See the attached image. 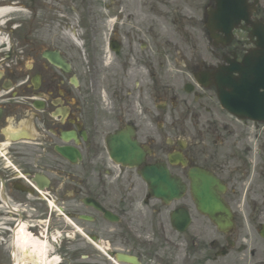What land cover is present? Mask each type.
Wrapping results in <instances>:
<instances>
[{"label": "flooded vegetation", "instance_id": "af4514ba", "mask_svg": "<svg viewBox=\"0 0 264 264\" xmlns=\"http://www.w3.org/2000/svg\"><path fill=\"white\" fill-rule=\"evenodd\" d=\"M67 1L77 19L0 57V264H264V121L213 85L264 43V0Z\"/></svg>", "mask_w": 264, "mask_h": 264}, {"label": "water", "instance_id": "95a60500", "mask_svg": "<svg viewBox=\"0 0 264 264\" xmlns=\"http://www.w3.org/2000/svg\"><path fill=\"white\" fill-rule=\"evenodd\" d=\"M260 57H254L250 55L244 58L242 65L239 67L231 68L228 74L238 73L239 78L234 79L230 76L228 79H223L220 84L217 85V95L224 109L236 112L237 109H264V50L263 47L260 50ZM262 55V56H261ZM254 57V58H253ZM58 63L57 59L52 60ZM263 92H260V90ZM242 116H250L246 110L238 112ZM159 180H164L163 175H159ZM203 177V178H202ZM155 177L145 176V179L150 185L155 186L153 183ZM201 179L205 180L206 186H204L198 194V198L205 197V199L199 201L200 209L206 213L219 228H226L229 224V215L222 209L218 198L215 195L214 188L216 182L209 177L201 176ZM169 184L170 182L167 181ZM178 182L175 181V192L177 196L179 194ZM166 186V184H165ZM160 197H165V192H159Z\"/></svg>", "mask_w": 264, "mask_h": 264}, {"label": "rangeland", "instance_id": "374dc122", "mask_svg": "<svg viewBox=\"0 0 264 264\" xmlns=\"http://www.w3.org/2000/svg\"><path fill=\"white\" fill-rule=\"evenodd\" d=\"M10 2L16 5L13 7L16 9L4 17L3 21L7 22L6 25L4 27L0 26V35L5 40L4 44L0 45V52L4 54L8 53L11 48L17 49L19 44L21 45L28 37L47 36L50 26L56 25L58 19L67 21L72 20V18L77 19L76 14L72 15V11H70L73 5L69 7L67 0H62V6H64L62 11L64 13L61 12L59 15H56L55 11L58 4L53 1L37 0L36 3L39 7L36 3L29 2V0H0V8H10ZM33 6L37 7L35 13L31 12ZM75 8L81 9L79 4Z\"/></svg>", "mask_w": 264, "mask_h": 264}, {"label": "bare ground", "instance_id": "6f19581e", "mask_svg": "<svg viewBox=\"0 0 264 264\" xmlns=\"http://www.w3.org/2000/svg\"><path fill=\"white\" fill-rule=\"evenodd\" d=\"M12 9L11 8H0V26H2V24H4V17H6L8 15V13H11ZM5 42V40L3 39V37L0 35V45H3Z\"/></svg>", "mask_w": 264, "mask_h": 264}]
</instances>
